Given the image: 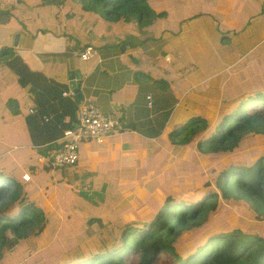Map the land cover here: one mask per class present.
I'll use <instances>...</instances> for the list:
<instances>
[{"label":"crops","instance_id":"obj_1","mask_svg":"<svg viewBox=\"0 0 264 264\" xmlns=\"http://www.w3.org/2000/svg\"><path fill=\"white\" fill-rule=\"evenodd\" d=\"M63 2L0 0V50L6 49L0 56V162L10 175H31L28 167L44 161V145L31 141L61 143V128L76 126L77 108H66L62 92L70 90L67 72L78 69L84 99L74 98L77 107L91 97L101 112L120 118L117 132L101 143L82 140L77 162L53 171L73 184L83 210L86 202L111 207L138 193L173 156V142L163 140L166 129L184 125L187 114L206 118L205 110L231 108L244 92L236 78L241 73L245 89L254 76H264V0H194L193 14L205 15L156 17L144 25L131 18L100 36L79 1ZM15 33L23 35L20 46L13 45ZM86 44L94 56L72 55ZM14 66L25 67L19 77ZM41 112L46 118L38 121ZM31 117L49 132L30 128Z\"/></svg>","mask_w":264,"mask_h":264},{"label":"trees","instance_id":"obj_2","mask_svg":"<svg viewBox=\"0 0 264 264\" xmlns=\"http://www.w3.org/2000/svg\"><path fill=\"white\" fill-rule=\"evenodd\" d=\"M38 1L64 3V0ZM76 1H79L78 9L84 14L86 23L98 32L97 36L107 33L114 24L127 23L131 18L144 25L164 16V10L153 9L149 0ZM200 15L203 14L194 13L191 16ZM5 51L0 50V56ZM12 69L19 77L20 70L25 67L14 66ZM255 86L258 85L252 84L237 95L239 97L228 114L220 112L213 122L202 116L194 117V113L187 114L186 117H190L187 122L177 128L170 126L164 132L165 137L173 142V146L195 144L201 157L218 152L224 156L235 148H243L245 135L264 136V86ZM65 97L66 108L76 110L79 102ZM37 118L39 121L46 117L41 112ZM34 120L32 118L30 124L28 119L30 128L49 132L46 123L33 125ZM64 128L67 129L65 126L61 128L60 135ZM31 142L35 146L44 145L40 150L44 161L28 167L31 179L22 180L20 172L10 175L8 171L11 168L0 162V264L5 249L20 252L24 243L43 234L47 226H52L49 230L54 234L59 225L56 213L41 205L39 196L34 193L38 186H44L46 176L51 175L45 168L50 166L52 151L61 147L62 142ZM182 148L181 154L184 155L186 147ZM171 157L167 156L162 167ZM248 165H230L229 171L218 174L213 180L214 188L207 186L208 192L191 191L190 194L175 188L179 192L177 195L168 197L162 193L159 199L153 200L152 196L150 200H139L137 194L142 192L138 191L131 200L136 206L134 212L128 211L123 218H115L113 224L98 215L97 208L94 210L86 202L84 210L78 211L80 214L65 216L68 220H79L76 226L67 222L75 233L73 238L68 236L72 230L66 232L65 225H62L57 235L59 238L53 244L56 247L49 255L44 258L32 256L31 260L20 264H128V255H135V264H264V235L244 232L239 228H212L207 222L209 214L217 210L218 195L226 201L248 197L258 214L264 216V152ZM56 168L67 170V167ZM95 202L102 204L103 201ZM136 215L140 217L134 218ZM33 227H38L37 232L28 234ZM196 227H200L202 233L191 237L190 233ZM181 237L186 239L183 244L178 241ZM156 256L164 260L158 262Z\"/></svg>","mask_w":264,"mask_h":264},{"label":"rangeland","instance_id":"obj_3","mask_svg":"<svg viewBox=\"0 0 264 264\" xmlns=\"http://www.w3.org/2000/svg\"><path fill=\"white\" fill-rule=\"evenodd\" d=\"M193 1L194 0H149V3L153 9L164 10L162 11L164 15L162 17L166 19L178 17V19L184 21L187 19H194L191 16L194 12V8L191 7ZM236 78L238 80V85H240L239 88L246 91L245 87L247 85L245 80L247 76L241 73V75ZM251 83L253 85H258L255 86L256 88L264 86V76H254L251 79ZM253 104H250V106ZM229 112L230 108H224L220 113V110L214 107L207 111L205 110L204 114L207 120L213 122L219 113L225 115ZM164 139L167 138L164 137L163 140ZM190 143H187L185 146H173L174 151L171 153L173 156L168 159L165 167H162L161 161L155 169V173L148 175V178L141 183L139 190L142 192L141 195L135 192L137 194V199L150 200L153 196L154 198L151 199L155 200L157 198L159 199L162 193L171 197L179 194L175 188L178 190L181 189L182 192H189L190 194L191 191L195 193L208 192L207 190H209V188L207 186L211 185V187L214 188L213 180L218 174L229 171L230 165L243 164V166H249L248 164L253 163L264 152V136L258 135H245L242 144L243 148H235L232 152L224 156H220V152H218L215 154H206L205 157H201L196 150L195 144ZM182 147H186L184 155L181 154L183 150ZM45 169L50 172L51 175L46 176L44 186H38L34 195L39 196L41 205L56 213L59 225L56 226L54 234L49 230L52 226H47L43 234H38L33 239L27 241V243H24L20 247V252L17 250L10 251L5 249L2 252V264H20L24 261L28 262L31 260L30 258L32 256L37 255L39 258H44L55 249L56 246L54 247L53 244H55V239L59 238L57 235L61 226L65 225L66 232H69L72 230V226L68 225L67 222L69 221L73 226H76L79 221L78 218L68 220L65 217L66 215L73 216L75 214H80L78 211L82 210L77 206V191L74 190L73 184L69 183L67 178H63L59 173H57L60 175V179L58 180L59 177L57 175L55 176L53 173L57 168H54L51 163L50 166ZM136 194L131 193L123 200H120L119 203L113 204L109 209L100 210V206L94 204V210L97 208V214L105 217L108 222L111 221V224H113L112 220L115 218H123V215L127 214L128 211L131 213L134 212L136 206L132 204L131 200H133ZM217 200V210L209 214V220L207 221L212 228H239L244 232L264 235V216L258 214L255 210L252 199L241 196L232 201H226L218 195ZM124 209H126V211H124ZM149 213L150 212L146 213V216ZM136 217L138 218L140 216L136 215L134 218ZM37 228L38 227L31 228L28 234L37 232ZM201 233L202 229L196 227L191 231L190 235L191 237L195 234L199 236ZM74 235L75 233H73L72 230L68 236L73 238ZM191 237L188 239H191ZM178 241L183 244L186 242V239L185 237H181ZM125 242H127V240H125ZM119 245L120 242L116 244V247ZM155 258H157L156 260L158 262L164 260V258L160 256H156ZM135 261V255H128L126 263L135 264Z\"/></svg>","mask_w":264,"mask_h":264},{"label":"built area","instance_id":"obj_4","mask_svg":"<svg viewBox=\"0 0 264 264\" xmlns=\"http://www.w3.org/2000/svg\"><path fill=\"white\" fill-rule=\"evenodd\" d=\"M96 54L93 46L88 45L81 51L73 52L81 60H87ZM62 95L74 99V92L70 89L63 91ZM120 127V118L113 113H103L94 104L91 97L86 98L77 107V124L63 130L61 147L51 154V164L56 167H69L74 165L78 159V146L82 140H89L96 143L103 142L107 137L113 135ZM22 179L27 181L30 175L22 174Z\"/></svg>","mask_w":264,"mask_h":264},{"label":"water","instance_id":"obj_5","mask_svg":"<svg viewBox=\"0 0 264 264\" xmlns=\"http://www.w3.org/2000/svg\"><path fill=\"white\" fill-rule=\"evenodd\" d=\"M22 34L15 33L13 45L20 46L22 43ZM123 47H119V50H121ZM67 78H68V87L74 92V96L77 100L82 101L84 99V96L82 94V91L80 89L81 85V74L78 69H71L67 72Z\"/></svg>","mask_w":264,"mask_h":264}]
</instances>
